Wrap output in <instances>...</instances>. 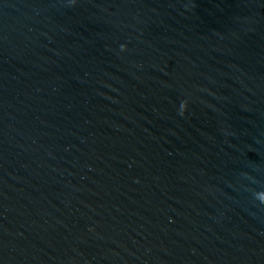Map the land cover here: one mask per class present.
I'll list each match as a JSON object with an SVG mask.
<instances>
[{
    "label": "water",
    "instance_id": "95a60500",
    "mask_svg": "<svg viewBox=\"0 0 264 264\" xmlns=\"http://www.w3.org/2000/svg\"><path fill=\"white\" fill-rule=\"evenodd\" d=\"M0 264H264V0H0Z\"/></svg>",
    "mask_w": 264,
    "mask_h": 264
}]
</instances>
